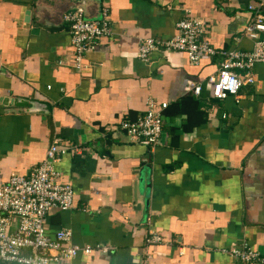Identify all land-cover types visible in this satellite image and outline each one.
<instances>
[{
  "label": "crops",
  "instance_id": "obj_1",
  "mask_svg": "<svg viewBox=\"0 0 264 264\" xmlns=\"http://www.w3.org/2000/svg\"><path fill=\"white\" fill-rule=\"evenodd\" d=\"M260 1L0 0V182L29 175L54 142L80 149L54 161L75 204L51 209L47 228L69 229L93 251L58 264H238L225 250L243 243L264 255V62L255 84L217 101L206 80L219 55L199 64L180 51L138 57L142 39L179 35L186 16L205 22L216 49L251 50L243 28ZM77 5L94 19L106 6L114 31L80 68L65 20ZM189 81L202 83L199 95ZM152 102L168 104L157 145L117 130ZM150 231L167 242L145 245Z\"/></svg>",
  "mask_w": 264,
  "mask_h": 264
},
{
  "label": "built area",
  "instance_id": "obj_2",
  "mask_svg": "<svg viewBox=\"0 0 264 264\" xmlns=\"http://www.w3.org/2000/svg\"><path fill=\"white\" fill-rule=\"evenodd\" d=\"M264 0L250 4V21L243 33L253 42L251 50L216 49L206 36L205 22L197 17L186 16L178 21L180 34L170 39L148 37L141 40L138 57L147 60L156 50L184 52L192 64L216 55L221 57L220 66L206 82L212 86L213 96L224 100L237 96L246 84H255L253 68L264 62ZM73 46L74 63L83 67L84 55L93 51L100 39L112 36V20L106 6L101 7V16L91 18L85 5H77L65 14ZM202 83L189 81L186 90L195 94L202 91ZM168 107L162 103L156 108L150 103L148 110L135 118L126 119L117 127L132 141L146 146L157 145L163 133L162 111ZM226 115H224L225 117ZM54 142L47 150L45 159L29 175L14 174L8 181L0 182V259L13 264H58L75 258L79 254L90 255L92 246H80L72 241L69 229L50 233L47 216L51 209L69 210L75 204L73 184L61 179L54 165L59 156L80 153L79 148L68 150ZM145 245L167 242L166 238L154 231L147 232ZM107 252L110 247L100 246ZM238 264L264 262V255L243 243L225 250ZM147 262V261H146ZM144 262V264L146 263Z\"/></svg>",
  "mask_w": 264,
  "mask_h": 264
},
{
  "label": "water",
  "instance_id": "obj_3",
  "mask_svg": "<svg viewBox=\"0 0 264 264\" xmlns=\"http://www.w3.org/2000/svg\"><path fill=\"white\" fill-rule=\"evenodd\" d=\"M7 101L10 103V104H13V105H17V106H25L27 103H30L32 104V111H35L36 109H38L39 107H36L37 105H47L48 104L46 102H43V101H39L37 99H22V98H17V97H14V98H8L7 97ZM217 101H219V99H217ZM51 108H49L48 110L50 111ZM140 176H142V172L139 173ZM140 181V180H139Z\"/></svg>",
  "mask_w": 264,
  "mask_h": 264
}]
</instances>
